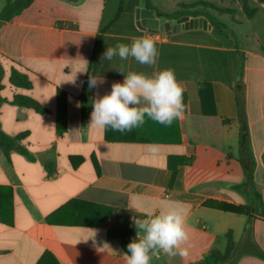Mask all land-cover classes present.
<instances>
[{
	"label": "crops",
	"instance_id": "0c3cea01",
	"mask_svg": "<svg viewBox=\"0 0 264 264\" xmlns=\"http://www.w3.org/2000/svg\"><path fill=\"white\" fill-rule=\"evenodd\" d=\"M144 8L143 0H33L0 20V132L31 156L0 146V264H126L122 239L109 232L173 205L187 214L188 254L161 252L151 264H206L212 251L225 252L229 233L235 253L220 264H264L249 253L254 243L264 251V5L245 14L246 32L226 25L229 45L141 30L135 12ZM144 35L156 41L155 66L101 62L106 48ZM163 69L184 88L182 119L164 126L146 117L125 133L90 125L93 101L113 82ZM13 71L30 87L15 86ZM90 75L104 82L90 89ZM17 97L35 107L15 105ZM65 206L58 221L68 225H50Z\"/></svg>",
	"mask_w": 264,
	"mask_h": 264
},
{
	"label": "clouds",
	"instance_id": "9594fccd",
	"mask_svg": "<svg viewBox=\"0 0 264 264\" xmlns=\"http://www.w3.org/2000/svg\"><path fill=\"white\" fill-rule=\"evenodd\" d=\"M158 56L156 41L144 35L131 37V44L118 43L106 48L100 59L103 63L114 57L122 61L131 57L141 65L155 66ZM116 70L124 73L123 66ZM103 82L90 75L88 87L96 88ZM183 93L184 88L172 69L154 71L151 75L130 71L122 83H112L110 93L93 101L90 125L125 133L142 127L147 117L170 126L184 116ZM149 150L155 152L157 146L149 145ZM133 224L137 235L123 254L126 264H151L153 258L159 259L161 252L169 258L187 256L188 250L184 245L189 241V232L183 208L166 206L157 214L147 213L146 219L133 218ZM91 231L95 236V230ZM103 248L110 249V246L105 242Z\"/></svg>",
	"mask_w": 264,
	"mask_h": 264
},
{
	"label": "trees",
	"instance_id": "16d2710c",
	"mask_svg": "<svg viewBox=\"0 0 264 264\" xmlns=\"http://www.w3.org/2000/svg\"><path fill=\"white\" fill-rule=\"evenodd\" d=\"M256 1L264 5V0H256ZM32 2L33 0H15V1L8 0L7 5L0 14V20L8 21L12 19L14 16L18 15L24 9L29 7L32 4ZM146 6L149 9H151L153 12H155L157 17L165 20H178L185 16L192 18H198V17L205 18L212 26L211 32L207 33L202 30L185 32L183 35L191 40L201 41L208 45H221V44L229 45L233 43L230 34L227 32L226 24L222 22L219 18L211 14L209 11L211 10L217 13L233 14L234 10H224L209 3L199 2L188 6L182 5L180 6V10L176 11L173 14H163L159 12L157 9L153 8L149 3H147ZM243 11L249 18L253 17L255 14V9L251 8L246 2H244ZM11 81L15 86L18 87H23V88L30 87V83L28 82L27 78L21 75L20 73H18L17 71H13L11 76ZM81 102L83 107V116L86 117L89 111V107L87 106L85 90L81 95ZM14 103L15 105L23 106V107H35V104L30 99L24 97L15 98ZM247 139H248L247 126L243 125L240 131V139H239L242 148L245 147L247 143ZM17 141L18 138L11 139L8 136H6L3 132H0V146L4 148L7 154L9 153L10 150L14 149V150H18L21 154L31 158V156L28 154L26 150L21 149L17 146ZM257 197L260 198L258 194ZM67 209L68 206L61 208L60 210L49 216L47 218V222L50 225H68L63 221L62 222L58 221V216H60ZM222 210L235 214L250 216L252 208L247 206L227 205L224 206ZM136 232H137L136 228L133 227L130 230L111 231L109 232V236L112 239H122V248L126 253L127 245L129 242L132 241L131 238L135 235ZM235 249H236V245L233 241L232 234L229 233L227 248L225 252L221 253L219 251H212L210 255L206 258L205 262L206 264L225 263L232 258V256L235 253ZM249 253L258 257L261 260H264V251H262L255 243L253 244V247L250 249Z\"/></svg>",
	"mask_w": 264,
	"mask_h": 264
},
{
	"label": "rangeland",
	"instance_id": "374dc122",
	"mask_svg": "<svg viewBox=\"0 0 264 264\" xmlns=\"http://www.w3.org/2000/svg\"><path fill=\"white\" fill-rule=\"evenodd\" d=\"M199 2L209 3L224 10H234L233 14L209 11L224 22L230 28V32L233 28H240V30L244 32L248 29V24L245 21V13L243 11L244 2H246L251 8L259 7L261 4L256 0H143V4L147 5V3H149L153 8L163 14H173L180 10V6L182 5L188 6ZM263 11L264 10H262V12ZM242 21V25L238 27V24L236 25V23Z\"/></svg>",
	"mask_w": 264,
	"mask_h": 264
},
{
	"label": "water",
	"instance_id": "95a60500",
	"mask_svg": "<svg viewBox=\"0 0 264 264\" xmlns=\"http://www.w3.org/2000/svg\"><path fill=\"white\" fill-rule=\"evenodd\" d=\"M136 25L139 29L152 33L177 34L184 31L204 30L211 31L212 26L203 18L182 17L178 20L159 19L148 8L136 9Z\"/></svg>",
	"mask_w": 264,
	"mask_h": 264
}]
</instances>
